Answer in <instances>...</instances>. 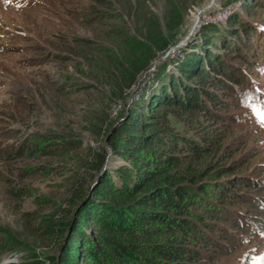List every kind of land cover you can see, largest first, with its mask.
<instances>
[{
	"label": "rangeland",
	"instance_id": "374dc122",
	"mask_svg": "<svg viewBox=\"0 0 264 264\" xmlns=\"http://www.w3.org/2000/svg\"><path fill=\"white\" fill-rule=\"evenodd\" d=\"M260 2L214 0L192 29V17L208 0H147L161 23L162 38L173 42L158 51L135 85L121 92L110 83L104 64L108 53L123 56L127 31L137 36L143 25L144 20L129 9V0H0V236L10 244L0 254V264L62 261L81 198L73 202L79 177H85L83 194H88L104 171L114 178L120 173L132 175L151 159V150L139 148L131 135V115L150 84L146 83L150 72L196 37L201 44L199 33L205 22L216 21L224 28L232 15L257 27L254 31L259 34L250 47L242 42L235 50L222 44L212 47L229 70L251 81L250 90H237L236 95L221 89L227 98L223 104L213 103L211 112L190 115L174 107L166 112L160 108L156 127L198 139L211 135L208 148L200 154L186 149L180 168L207 170L222 165L228 170L225 166L239 165L236 172L218 177L225 171L219 169L203 181L215 202L220 198L219 181L244 180L237 190L238 197L245 199L237 200L234 207L246 216L225 215L217 208L204 212L205 220L216 226V239L227 235L221 239L227 251L215 250L211 239L200 243L202 257L197 264H264V230H255L257 223L251 225V219L264 220V0L263 5ZM174 5L184 16L179 25L174 24ZM167 66L174 69L171 63ZM86 159L95 166H87ZM246 179L252 184L246 185ZM104 189L101 186L102 200ZM236 221L242 227L235 226ZM50 223L55 225L53 233L46 230ZM80 227L89 236L101 228L85 221ZM113 228L103 232L123 243L133 238ZM104 246L109 257L111 248ZM69 255L67 264H96Z\"/></svg>",
	"mask_w": 264,
	"mask_h": 264
},
{
	"label": "trees",
	"instance_id": "16d2710c",
	"mask_svg": "<svg viewBox=\"0 0 264 264\" xmlns=\"http://www.w3.org/2000/svg\"><path fill=\"white\" fill-rule=\"evenodd\" d=\"M260 1L258 4L263 5V0ZM129 9L144 20L139 35L127 31V51L123 56L108 53L109 59L104 64L110 83L121 92L135 85L141 74L150 67L158 51H165L173 42L172 38H162L161 23L149 10L147 0H129ZM173 10L174 24L179 25L184 16L179 12V7L174 5ZM228 21L229 25L224 28L216 21L205 22L199 33L201 44L196 37L167 63L156 66L150 72L146 79V83L150 84H147L131 115L134 117L131 135L134 140H138L139 148L151 150V159L132 175L120 173L119 178H114L113 174L104 171L99 176L98 184L88 194H83L85 177H79L75 183L77 190L73 202L81 198L66 238V255L57 264H67L65 259L70 262L69 254L89 258L96 264H156L158 260L163 264H197L202 257V249L198 244H207L210 239L213 240L215 250L220 247L222 251H227L221 246V239L227 235L223 234L220 240L216 239V226L205 220L204 212H213L217 208L224 211L225 215L237 213L246 216L234 207L237 200L245 199L238 197L237 190H240L239 183H244V180L233 177L232 180L219 181L217 195L220 198L217 200L219 202H215L203 181H209L213 171L225 170L222 165L207 170L179 167L186 157V149L200 154L201 150L208 148L206 144L211 135L207 132L203 138L198 139L156 126L160 108H166V112L168 108L174 107L190 115L206 109L211 112L210 106L213 103L223 104L227 98L225 94H220L221 89H231L236 95L238 91L246 93L250 90L251 81L229 70L220 57L218 59L212 45L220 47L222 44L229 50H235L234 47L240 46L239 42H242L250 47L251 40L259 32L257 34V27L255 30L238 15H232ZM168 63L174 67L172 71ZM191 118L195 119L193 116ZM200 127L204 129L206 125ZM99 156L103 159L102 154ZM85 163L87 166H95L88 159ZM236 166L239 165L225 166L228 170L218 173V177L228 171H235ZM251 184L246 179V185ZM103 185L105 195L102 200L100 189ZM261 203L264 206V201ZM261 203H257L256 207L261 206ZM82 221L99 223L101 228L93 229L91 238L80 227ZM251 221V225L257 223L256 227L253 225L255 230H264V220ZM54 226L53 223L46 224V230L53 233ZM235 226L242 227V223L236 221ZM113 227L127 232L133 238L123 243L103 232L105 229L113 230ZM199 232L204 235L200 236ZM138 239H143V242L136 243ZM3 241L1 235L0 254L10 247V244H4ZM104 245L111 248L109 257ZM111 253L114 257L112 259ZM31 263L44 264L40 259ZM19 264L28 263L22 261Z\"/></svg>",
	"mask_w": 264,
	"mask_h": 264
},
{
	"label": "bare ground",
	"instance_id": "6f19581e",
	"mask_svg": "<svg viewBox=\"0 0 264 264\" xmlns=\"http://www.w3.org/2000/svg\"><path fill=\"white\" fill-rule=\"evenodd\" d=\"M214 0H208V3H206L205 5H203L200 8H197L195 15L192 17V24H191V28H195L199 25V19L202 15V13L205 12L206 8L208 7L209 4H211ZM215 3V2H214ZM190 29V30H192ZM196 29V28H195Z\"/></svg>",
	"mask_w": 264,
	"mask_h": 264
}]
</instances>
